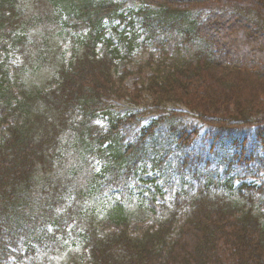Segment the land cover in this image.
<instances>
[{
  "label": "trees",
  "instance_id": "1",
  "mask_svg": "<svg viewBox=\"0 0 264 264\" xmlns=\"http://www.w3.org/2000/svg\"><path fill=\"white\" fill-rule=\"evenodd\" d=\"M136 1L126 15L118 0H0V264H264V0H205L220 10L201 19L189 1ZM175 34L191 55L151 52L129 88L132 45ZM229 43L227 66L213 56ZM175 105L210 126L205 157L184 153L197 135ZM153 172L161 211L147 224L133 188Z\"/></svg>",
  "mask_w": 264,
  "mask_h": 264
},
{
  "label": "rangeland",
  "instance_id": "2",
  "mask_svg": "<svg viewBox=\"0 0 264 264\" xmlns=\"http://www.w3.org/2000/svg\"><path fill=\"white\" fill-rule=\"evenodd\" d=\"M118 1H122L123 3L126 4V6L124 8L126 15L131 10H138L139 6H140V4L136 0H118ZM187 1H189V2L186 3ZM174 2H176V1H174ZM184 3L189 5L190 10H193V12H194L193 17H195V18L198 17L199 19H201L202 15L208 11V8L209 9L211 8L213 10H215V9L220 10L218 5H213V3L206 2L205 0H197V1H193V2L190 0H185ZM117 25L120 27L119 28L120 31L123 30L124 26L127 27L126 23L120 24L119 22H113L111 26H117ZM201 27H203V26H201ZM135 29L138 30L137 34L143 33L142 30L139 29V25H137V24L135 25ZM218 31L219 30H217V33L220 34ZM70 35L71 34L68 32L66 37L68 38ZM108 36L109 37L111 36V32H109ZM159 38L160 37L157 36L156 38H154L152 40L144 42V36L141 35L140 38H138V40L136 41V43H134L132 45L131 50H129V48H128V50L130 51V53L127 54L128 56L119 62V69H118L119 73L123 72V70H126V69L133 72V74H131L127 80V86L129 88L133 89L139 81H145L146 78H148L151 75V73H152L151 69L144 67V65L149 60V56H150L151 52L154 53L155 59L157 61H161L163 59L162 52L164 50H166L169 58H175V57H178L179 55L181 58H183L185 56L191 55V53L188 52L190 50L189 48L192 47V45L190 44L191 42L189 43L188 40L183 39L181 36H178L175 34L172 37H166L164 39H161V38L159 39ZM244 38L252 39V36L250 34L243 35L242 37L238 35V36H236V38H231L230 42H233V43L236 42L237 44H239ZM260 45L262 46V44H260ZM67 48H68V45H67ZM121 49H122L123 54L127 53L125 49H123V48H121ZM229 49L233 50V45H231L230 43L227 44V47H225L222 51H218V54H219L218 57L213 56V58L215 60H218V59H221L223 57L222 59L224 60V64H226L227 66L233 64V62L236 59H233L230 56H225V50H229ZM99 51H100V49H99ZM213 51L217 52L216 49H214ZM258 51L261 52L262 49L260 48ZM178 52H181V53L177 54ZM216 52H215V55H216ZM10 56H11V59L9 57V63H14L15 59H16V57H14V53H11ZM3 57H4V55L2 54V56L0 58H3ZM1 61H2V59H0V62ZM141 68H143V69H141ZM149 101H150L149 99H146V100H144L143 103L148 104ZM110 102L113 103V101H111V100H110ZM114 103H115L114 105L116 107L115 111L117 114L125 115L126 113H129L131 111L139 110L138 107L132 106L130 103H126V102H114ZM168 110L174 111L176 113H181L184 117V120L186 119L185 121L188 124L192 123V125L194 126V129H192L193 130L192 134H193V136L197 135L196 139L193 142L192 149H189V150L185 151L184 153H190L192 155H195L193 157H198V158L199 157H202V158L205 157L206 154L204 152V149L206 151V148H207L206 145H208V143L211 141V138L209 136H207V134L211 131L210 126L197 123V120L195 119V117L197 116V113L195 111H191L190 109H188L186 107L175 105V106H170L168 108ZM4 111H5V107L0 102V116H4ZM144 117L145 118H143V122H145V124L151 123L153 117H150L147 115ZM184 120L182 123L185 124ZM5 128H6V126H2L0 128V137L1 138H6V136H7V132H6ZM165 129H166V127H165ZM196 130L199 133L196 132ZM165 134H166V132H165ZM187 134H184L183 137H188ZM130 136H134V132H130ZM191 139H192V137H191ZM240 172L241 171H238V169H237V171H235L234 173L239 174ZM261 177H262V174H259L257 177H248V178H244L242 180L235 179L234 187L236 189H238L243 184L259 186L263 182V179ZM142 179L144 181L135 185L133 188V192L136 196L141 197L142 199L145 200L146 207L148 208V215H149L146 223L150 224V222L155 217H157V215H159V213L161 211L160 207H159V203L161 200H160L159 196L156 194V190H155L153 184L151 183V181L158 179V174L155 172L148 173L146 175H143ZM157 183H159V182H156V184ZM192 194H194V193H192ZM256 198H258L257 194H256ZM187 213H189V208H187L186 210H183L180 214L183 217ZM25 217H26V215H25ZM144 225L142 223L133 222L130 226V230L132 232H135L139 228L140 229L143 228ZM118 228H119V226L114 222V218H105L101 222V229H104L105 232H118ZM28 236L29 235H27L26 238ZM8 264H9V262H8Z\"/></svg>",
  "mask_w": 264,
  "mask_h": 264
}]
</instances>
